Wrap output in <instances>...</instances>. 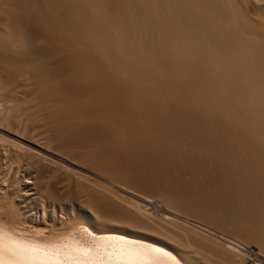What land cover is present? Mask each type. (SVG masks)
I'll list each match as a JSON object with an SVG mask.
<instances>
[{
  "label": "bare ground",
  "instance_id": "bare-ground-1",
  "mask_svg": "<svg viewBox=\"0 0 264 264\" xmlns=\"http://www.w3.org/2000/svg\"><path fill=\"white\" fill-rule=\"evenodd\" d=\"M219 152L264 246V0H0V157L27 172L1 173L0 264H214L161 174ZM30 189L66 228L21 226Z\"/></svg>",
  "mask_w": 264,
  "mask_h": 264
},
{
  "label": "rangeland",
  "instance_id": "rangeland-1",
  "mask_svg": "<svg viewBox=\"0 0 264 264\" xmlns=\"http://www.w3.org/2000/svg\"><path fill=\"white\" fill-rule=\"evenodd\" d=\"M217 132L219 133L220 131H215L216 134H217ZM190 133H191V135H193L191 131H189V133H187L189 136L185 133V135H187L186 136L187 138H185V139L191 138ZM221 134H223V132H221ZM208 135L209 134H207V135L204 134L205 138H206V136L208 137ZM211 135H213V134H211ZM210 137L212 140L209 139ZM215 137H213L214 139L210 135L208 137V139L211 140L212 144L210 143L209 140L207 141V139H206V141L208 143H210L211 145L214 144L213 147H215L214 149L217 152V149H218L217 147H219V150L223 148L222 147L223 144H220V143H223V140H221V138H219V136L216 138ZM193 138H194V136H193ZM193 138L189 139V141L193 140ZM217 138H218V140H220L219 141L220 143H218V146H217V143L213 141V140L216 141ZM220 145L222 148L220 147ZM224 147L225 148L222 150L226 149V146H224ZM222 150L220 151L221 153H223ZM219 153H216V155H215V156H217L216 158H218ZM223 155L225 156V154H223ZM223 155L221 154V156H219L220 159H216L215 156L212 155L216 160H214V158H212V157L205 158L207 161L206 162L204 160L206 165L208 162L211 163V161H208L209 159L210 160L213 159L214 161L213 160L212 161L215 164L214 165V164L208 163V166L207 167L205 166L206 169L204 168L205 171L203 169H202V171L198 170V172H196V173H195V171H192L194 173L193 174L191 171H188V169H184L183 170L184 173L181 171V172H175L176 174L173 172L170 174L168 172V175L166 174L167 173L166 172V173H163V176L161 174V177L163 179L165 178L164 180L169 185V187L171 186V188L173 190L177 189V193L179 191L181 196H183L186 199V202L184 199H182L183 201L181 200L182 201L181 203H183V204L180 206L179 210H177L175 208L173 209L172 207L170 208V210L173 209L172 211H177L176 213H178L181 216V218L183 217V219L185 218L188 222L190 221L191 223H195V225H196V226L195 225L188 226L186 228L184 227L182 229L183 231L180 229H177L176 231L174 229H172V231L174 232V233L173 232L172 233L174 236L176 235L175 236L176 238H180V239L182 238L181 240H183V241H185L186 239L189 241L192 240L191 241L192 242L191 247H193L196 252L199 250L198 254H200V251H201V255H203L204 258L206 256V254H204V253L202 254V251L204 250L205 253L208 252L209 254L207 253V255H209V256L208 257L206 256V259L208 258L207 260L208 261L210 260L209 261L210 263L212 262L214 264H264V246L255 242V240H253L252 238H244L243 239V237L238 234V230L235 231V229H234L235 226H233V224L236 220L234 214L235 215L237 214L239 216H240V214H241V216L247 215V212H245L246 209L244 208L245 209L244 210L241 206L245 207V205H246V208H247V205H249V202L251 203L253 197H250L249 196L250 194L247 195L248 190H247V188L245 189V187H246L245 185L247 182L241 180L242 182H244V183H242L240 181L241 177L240 178L234 177L236 175L237 176H241V175H238L237 172H231V170L229 169L230 166L226 165L228 162H230V157H229L230 155H227L228 157H224ZM221 157H223V159H227L226 160L227 162L225 160H223V162H222ZM1 158H3V159H1ZM189 158H191V157H188V160H191ZM7 162H9V164ZM15 162L17 165H15ZM225 162H226V164H225ZM12 163H14V166ZM218 163H219V166H218ZM216 164L219 168L216 166ZM224 164L227 166L226 169L224 168L225 167ZM21 165H22L21 162H19L18 160H15V159L13 160L12 157H5V156L0 157V178H1L0 180H2L0 182V186L5 181L4 178H6V180L8 179L7 175L9 174L10 170H12L11 172H13V173H15L14 171H17L20 174V177L24 176V174L26 176L27 172L23 173V170L26 171V168L24 167V165L23 166H21ZM202 165H204V163ZM209 165H211L212 167L214 166V168H212V167L210 168ZM221 166L223 167V169ZM3 167H7V170L8 169L9 170L7 172H4L3 169H5V171H6V168H3ZM220 167H221V170H220ZM14 168H17V169H14ZM216 168H218V169L216 170ZM218 170H219V172H218ZM225 170H228L226 172L230 173L228 175L229 178L227 177V173L223 172ZM2 172L7 174L6 175L7 177L6 176L4 177L5 174H1ZM151 172L155 173L154 171H151ZM151 172L149 171V173H151ZM153 173H152V175H153ZM180 173H181V175H180ZM156 174H154V175H156ZM152 175H150V176H152ZM172 175H175V176H172ZM176 175H178V176L176 177ZM222 175H224V176L222 177ZM230 175H232V176H230ZM158 176H160V175L158 174L157 177ZM230 177L231 178L234 177L236 179H239L240 182L234 178L229 180ZM257 177L255 178V181L250 180V182L248 181V183L254 182L255 185L259 184ZM224 178H226V180ZM233 180L235 181V185L232 184L230 186L231 183H234V182H232ZM227 181H228V184H227ZM236 182H237V186H236ZM241 183L243 184L242 186L240 185ZM229 186L230 187L234 186L235 188L234 187H232V188H234L236 190V192L231 191L232 188H230ZM240 186H241V188L243 187L242 191H240L241 190ZM227 188L229 189L230 192H232V194H230V192L229 193L227 192L228 191ZM32 190L33 189H30V191H32ZM244 190L245 191L247 190L246 194H245ZM38 191L36 193H34V190H33L31 192V194L28 196L30 200L27 197L26 202L24 200V202H23L24 204H23V206H21L22 214L24 215V216L22 215L23 220L21 219V226L25 227L26 229L39 228L45 234L60 232L61 230L66 228V223L68 221V218H70V216L73 213V212H71L69 203L63 204V209L61 210V212L59 211V209H57V211H56L57 213L55 214V216H53V214L50 213L49 211L43 213V209L42 208L40 209V207H42L41 206L42 196H41V198L39 197L41 195V193H40V191L39 192ZM183 192H184V194H183ZM233 192L235 193V195L237 194L235 196L236 198H234ZM238 192H243L244 194L238 193ZM227 193L229 194V196ZM125 194L126 193H124L123 195L128 196L127 194L126 195ZM74 196H77V194H74ZM37 197H39L41 199V201L39 203H38L39 198H37ZM242 197H244V198H242ZM248 197H249V199H248ZM246 198H247V200H246ZM243 199L245 200L246 204H243V202H244ZM236 200H241V201L239 202ZM232 201H233V203H231ZM29 202L31 205L29 204ZM239 203H241V204H239ZM29 208H31V209L29 210ZM144 208L148 211H150L152 209L151 210L152 212L151 211L150 212L155 213V215H160L159 213L162 214L163 210L166 211L165 209H169V207L165 208V209L163 207H160V208L157 207L158 209L155 207L156 209H153L154 207H150V206H145ZM24 209L27 211H25ZM32 211H34V213ZM236 211H237V213H236ZM29 212H31V213H29ZM58 212H60V213H58ZM232 212H233L234 220H233V218H231ZM40 214L45 215V216H41ZM49 227H51V228H49ZM204 229H207V230H204ZM209 231H211V232L209 233ZM196 247L200 248L201 250L198 248H197L198 249L197 250ZM191 250H192V248H191Z\"/></svg>",
  "mask_w": 264,
  "mask_h": 264
}]
</instances>
